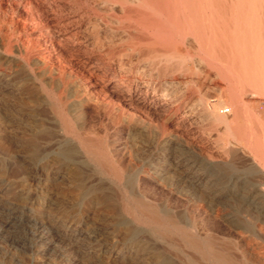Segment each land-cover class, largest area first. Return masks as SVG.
<instances>
[{
    "label": "rangeland",
    "instance_id": "rangeland-1",
    "mask_svg": "<svg viewBox=\"0 0 264 264\" xmlns=\"http://www.w3.org/2000/svg\"><path fill=\"white\" fill-rule=\"evenodd\" d=\"M104 1L0 0V264H188L189 257L195 258L198 264H206L198 256L195 257L177 237L165 239L154 235L151 228L134 223L131 217L126 214H123V218L131 226L130 228L120 227L116 222L114 213L111 211V207H116L121 212V201L123 198L128 197L130 193L136 197L140 196L142 198L143 196L161 204L168 203L173 212L187 216L186 220L189 219L187 214L192 208L194 213L192 214L193 217L190 218V225L194 218L199 229L206 227L211 224V213H208L202 192L195 194L194 197L192 196L193 192L190 187L193 181L198 185L219 182L218 187L225 195V211L222 210L220 220L221 224L224 225L223 229L226 230L229 222L233 223L236 219L249 225L250 231H245L240 228V225L237 226L240 229H233L236 231V238L238 239L237 251L241 256V249L244 248L251 255L261 253L260 255L264 257V249H260L264 247V172H262V169H264V163L262 162L264 149L259 145L264 140L261 127L264 126V96L257 93L254 96L252 91L241 86L236 101L232 103L226 91V82L217 78L215 72L205 62L200 61L202 56L199 53L196 40L188 36L185 43L181 44L179 43L181 39L177 38L178 43L175 45L174 50L176 54L189 59L187 64L190 69L192 68V72L186 76L175 72L174 77H171L172 79L162 76L164 73L159 72L161 76L155 75V79L159 80L158 82L161 80V83L176 80L185 85L187 84L190 88L189 95L192 101L195 100L194 102H197L202 95L211 104L220 99L226 123L218 127L220 130L210 128L209 123L211 124V120L209 119L204 125L197 122L199 126H193L192 131L190 129L188 131H177L176 129L164 131L160 122L159 125L157 124L158 128L147 129L140 133L135 138L134 143L127 140L130 135L129 131L115 122L113 111L106 110L107 112L103 111L100 112V115H97L94 110L84 105L85 97L80 91L76 79L68 76L70 67L72 68L69 65L70 59L67 58L65 52L60 53V50L58 52L48 43V39L52 34L49 31L60 33L63 29V26L60 27V25L64 23H70V30L73 33L75 31L78 33L77 41L85 42L87 39L86 42L92 44L95 41L88 25L89 16L91 18L92 16L93 18H107V21L114 18L124 21L121 7H114L113 11L109 10ZM72 6L76 9L73 10ZM83 10L85 11L83 12ZM73 11L76 13H72ZM57 12L62 18L59 17ZM54 17H57V19ZM29 18L30 20H28ZM45 19L49 22H44ZM115 23L113 21L111 25L117 27ZM100 25L104 30L103 21H100ZM43 26H46L45 29ZM139 29L143 34L130 35L145 41L144 39L148 37V33L146 34L145 30L140 27ZM156 33L158 38L163 39V41L171 40V37L163 35V32ZM115 35L117 37L113 41L115 43H112L113 45L109 43L106 47L121 50L126 46L129 33L119 32V35L118 33ZM120 36L123 39L122 43L117 42ZM102 37H104V34H102ZM73 40L71 38L68 43V46L71 44L69 47L73 46ZM46 47L48 48L45 49ZM94 49L95 55L98 54L95 46ZM46 50L52 54L49 55L51 56L50 59L52 58L51 60L45 58L48 54ZM135 57L138 58L135 60ZM135 57V65L141 68L148 66L143 60L145 54L142 53ZM97 59L105 60L107 57L102 56L101 58L97 57ZM140 59L143 61H139ZM142 62L143 66H141ZM172 65L174 66V64ZM52 66L53 68L61 67L62 70L65 69L67 75L61 76L58 71H52ZM169 66L172 68L171 65ZM144 71L145 74H149V69ZM55 72L57 75H55ZM61 84H65L67 88L65 104L68 119L70 121L73 119L72 122L78 125H82L84 121L86 125H95V129L86 128L82 134L85 137H93L97 140L104 139L108 145L111 144L112 154L119 162L121 161L120 166L125 172V179L122 183L118 182L113 176L106 174L105 171H101L99 166L94 164L85 154L82 146L73 140L71 136L65 134L62 112L60 111L59 102L55 99ZM243 102L248 107L245 119L243 117L244 113L240 111ZM235 114H239L238 129L242 127L241 132L238 133L231 132L226 125L233 120ZM102 121L103 123H101ZM214 129L215 131H213ZM247 132H253L254 136L253 141L246 142L248 146L244 141L239 140V137ZM261 135L262 137H260ZM36 136L38 137V145L43 150L55 148L57 140H68L74 143L85 162L86 177L83 185L89 189V192L84 197L80 196L79 184L81 183L71 179L72 176L67 177L68 171L62 169L61 165L46 159L42 161L32 159L31 154H29V147H31L32 138ZM165 139H172L171 147H168V149L171 148L170 150L174 152L172 160L175 161V165L181 162L182 154L185 155V153L191 157V161L197 163L199 170L191 181L182 179V172H174L173 165L167 168H159V170H157L158 168L155 169L157 161L169 153V150L166 149L167 145L165 146ZM256 140L259 141V144ZM124 159L125 161H123ZM170 184L172 185L169 186ZM95 189L101 190L98 191L99 198L107 194L112 198V203L103 205L100 201H97L94 194ZM168 190L171 192H168ZM187 200H194L196 201L194 204H196L192 206V202L188 203ZM231 200L240 201L244 204L235 205L234 209L236 210H233L227 207V205L233 204ZM227 201H230V203ZM15 209H18L19 212L15 213ZM252 209L256 210H254V214L251 213ZM237 210H239V213L235 212ZM15 215L19 218L28 216L27 218L31 219V223H14L13 218ZM190 225L188 229L194 233L195 231ZM255 236L258 237V240L255 239Z\"/></svg>",
    "mask_w": 264,
    "mask_h": 264
},
{
    "label": "bare ground",
    "instance_id": "bare-ground-1",
    "mask_svg": "<svg viewBox=\"0 0 264 264\" xmlns=\"http://www.w3.org/2000/svg\"><path fill=\"white\" fill-rule=\"evenodd\" d=\"M104 3L109 8V10L112 11L114 7L116 8L121 7L122 14L124 16L123 18L124 21L119 20L117 18H114L111 21H107V18H100V17L93 18V16L91 18V16H89L88 25L91 28L92 31L91 34H93L94 36L93 38L95 41L92 44L87 43L86 42L87 39L85 42L77 41L76 37L78 36V33L76 31L75 32L77 34L75 32L73 33V31L70 30L71 29L70 23H64L63 25H60V27L63 26V29H61L60 33L49 31L52 34L48 39V43L53 49H57L58 52L59 50L60 53L65 52V54H67L68 56L67 58L70 59L69 65L72 66V68L70 67V73L68 74V76L74 77L76 79L79 89L85 97L84 105L94 110L97 113V115H100V112L106 110L113 111L116 120L115 122H117L119 126L121 125L122 128L123 127L127 128V130L129 131L130 135L127 140H130L131 142L134 143L135 138L138 137L140 133H142L147 129L150 130V129L158 128L159 127L158 123L160 122L162 123L161 128L164 131L168 129L170 130L176 129L177 131H184V130L188 131L190 129L192 131L193 129L191 128L193 126H197V127L199 126L197 122H201L202 124L200 125H204V123L208 122L209 119L211 120V124L209 123L210 128L212 127L220 130V128L218 127L226 123L225 116L222 112L223 106L222 104H220V99L216 100L215 103L211 104L208 103L206 97L202 95L199 97L197 102H194L195 100L192 101L191 96L189 95L190 88L187 84L185 85L184 83L177 82L176 80L175 81L164 80L165 82L161 83V80L160 82H158L159 80L155 79L156 76H161L159 72H161L162 74L164 73L162 76L165 77L167 76L170 78L174 77L175 72L182 76H186L188 73L192 72L191 71L192 68L190 69V67L187 64L189 59L185 56L176 54L174 50L175 45L178 43L177 38L181 39V42H179L181 44L185 43L186 38L188 36H191L196 40L199 46V53L202 56L200 61L202 63L205 62L208 65V67L215 72L217 78L223 79L226 82L227 85L226 91L230 96V100L232 101V103L236 101V96L241 86L243 88H247L248 90L252 91L254 93L253 94L254 96H256V93L264 96V0H105ZM90 6L92 7V5ZM72 8L74 7L72 6ZM75 9L76 8H74L73 10ZM18 10L16 11L18 12ZM84 11L85 10H83V12ZM105 12L107 13V11ZM57 13L59 15V12ZM72 13H74V11ZM55 19H57V17ZM28 20H30V18ZM47 21L48 20L44 22ZM100 21L104 22V26H103L105 27L104 30L101 28L102 25H100ZM113 21L116 22L115 24H117V27L111 25ZM139 27L145 30L146 34L148 33L147 34L148 37L146 35L147 38L144 39L145 41H143V39L141 40L139 38L137 39L135 37H131V35L133 34L134 35L143 34V32L139 29ZM119 32L129 33V39L126 42V46H124L123 49L121 50L112 49V47L107 48L106 46L109 45V43L110 44L115 43L113 42L116 37L115 34L118 33L119 35ZM156 32H163V35L165 34V36L169 35L171 37V40L166 42L163 41V39L161 38L159 39L158 36L156 35L157 34ZM6 34L7 32L5 33V35ZM102 34H104V37H102ZM71 38L74 39L73 40L74 42L72 43L73 46L69 47L71 44L68 46V43L71 41ZM122 41L123 39L120 36L117 42L122 43ZM94 46L96 47L98 53L96 55L94 51L95 50ZM47 48L48 47H46L45 49ZM46 51L48 54L46 55L45 58L50 59L51 56L49 55L51 53H49L48 50ZM142 53L145 54V58L143 60L146 64H148V66L144 67L143 66L144 64L142 62L141 66L143 67L141 68L135 65L136 63H134V57L139 56ZM102 56L107 57V59L105 60L97 59V57L101 58ZM137 58L135 57V60ZM64 60L66 61L67 59ZM141 60L142 59H140L139 61ZM139 64L141 63L139 62ZM172 64H174V66ZM169 65H171L172 68H170ZM59 68L61 67L53 68L52 66L51 69L52 71L54 70L58 71L61 76H66L67 73L65 69L62 70V68L61 69ZM147 69H149V74H145L144 70ZM55 75H57V73ZM73 86L75 87L74 84ZM76 88L78 87L76 86ZM66 95H67V88L65 84H61V87L58 89L57 94L55 95V99L59 102L60 105V111L62 112L63 122L65 126V134L71 136L73 140H75L79 145L82 146L85 154L90 158V160L94 164L99 166L101 171H105L106 174L113 176L118 182L122 183L125 179V172L123 171L124 169H122V167L120 166L121 161L119 162V160L115 158L114 154H112L111 151L112 149H110L111 144L108 145L104 139L97 140L93 137L83 136L82 132L86 128L93 130L95 129V125L92 124L86 125L85 121L83 122V124L81 123L82 125H78L72 122L73 119L72 121L68 119L66 113V104H65ZM241 105L242 108L240 111L244 113L243 117L245 119V115L248 111V107L245 102H243V104ZM238 115L239 114H235L233 120L230 121L228 124H226L227 128H229L230 131L234 133H238L239 131L241 132L242 130L241 129L242 127L238 129L237 126V121L239 118ZM101 123H103V121ZM254 126L256 125L254 124ZM261 127H262V133L264 134V126ZM201 129L203 130L202 126ZM213 131H215V129ZM160 135L162 136V134ZM260 137H262V135ZM253 139H254L253 132L252 133L247 132L245 134H242L241 137H239V140L244 141L245 144L246 142L250 143L251 141H253ZM31 141L32 142H31V147H29L30 148L29 154H31L33 160L42 161L46 159L48 161H52L54 163L61 165L62 169L68 171L66 174L67 177L72 176L71 179L73 180L75 179L77 182L81 183L79 184L80 196L84 197V195H86L87 192H89V189L83 185L84 178L86 177V172L84 168L85 162L83 161V158L80 156L79 152L74 146V143L68 140L67 141L57 140V144H56L57 146L55 148H52L51 150H45V149L43 150L38 145L37 136L33 137ZM257 142L259 144V141ZM261 142L262 143L259 145L261 146L262 149H264V140ZM171 144H172V139H167L165 141V146L167 145L166 149L169 150V153L167 154V156L165 157L163 156L164 158L161 157L162 159L157 161L156 163L157 165L155 169L158 168L157 170H159V168H163V167L167 168L173 165L174 172H182L181 173L182 179L184 178L186 181L187 180L191 181L194 178L195 173L199 170V167H197V163L191 161V157L188 154L186 155L185 153V155L182 154V158L180 160L181 162L175 165L174 163L175 161L173 162L172 160V158L174 157L173 156L174 152L170 150L171 148L168 149V147H171L170 146ZM256 147L258 146L256 145ZM262 158H263L262 162L264 163V155L262 156ZM123 161H125V159ZM262 172H264V169H262ZM171 185L172 184H170L169 186ZM218 185L219 182H217L216 184L215 183L212 184L210 182L207 184H199V185L194 181L191 182L190 188L191 191L193 192L192 196L194 197L195 194H199L202 192L205 204L208 208V213H211L210 215L211 218L208 217L210 218L211 224L206 227L204 226L200 229L198 228L196 224V220H194V218L192 224L190 225V218L194 213V209L192 211L191 208V210L187 214L189 219L186 220L187 216L185 217V215H180L173 212L170 209L168 203L161 204L158 203L157 201L149 200L143 196L142 198L140 196L136 197L130 193L128 194V197L123 198L121 201L122 213L119 212V210L116 207H111V211L112 213H114L116 222L120 227L130 228L131 226L129 222H127L123 218V214H126L131 217L134 223L151 228L153 230L154 235L163 237L165 239L166 238L172 239L177 237L184 244V246L192 254L195 255V257L198 256L200 260L202 262H205L206 264H264V257L260 255L261 253H256L255 255L254 254L251 255L250 252L242 248L241 249L242 255L240 256L239 252L237 251L236 247L238 245V239L236 238V231L233 229H236L237 226L240 225L241 226L240 228L244 229L245 231H250L249 225L242 223L239 219H236L233 223L229 222V226H226L227 231L223 229L224 225L221 224L220 220L222 217L221 216L222 210L225 211V199H224L225 195L222 194V191L221 189H219L220 187H218ZM98 191L101 190L95 189L94 191V194L96 195L95 199L97 201H100L101 204L103 205H110V203H112V198L107 194L102 196V198L101 197L99 198ZM169 191L170 190H168V192ZM190 201L187 200L188 203ZM231 201L233 204L232 205L229 204L227 205V207L233 210H236L234 209L235 205L244 204L243 202L240 201H233V200ZM191 202H192V206L196 204V203L194 204V202H196L194 200ZM227 202L230 203V201ZM254 210L253 209L251 210L252 214H254ZM18 212H19L18 209H15V213ZM235 212L239 213V210ZM27 217L25 216L19 218L15 215L14 218L13 217L12 218L14 219V223L27 222L29 224L31 223V219H28ZM189 225L195 231L194 233L188 229ZM255 239L258 240V237L255 236ZM260 249L262 250L264 249V247H261ZM188 264H198V263L196 262L195 258L189 257Z\"/></svg>",
    "mask_w": 264,
    "mask_h": 264
}]
</instances>
